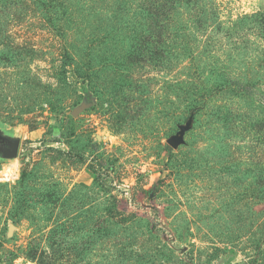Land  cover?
Returning a JSON list of instances; mask_svg holds the SVG:
<instances>
[{
	"label": "rangeland",
	"instance_id": "obj_1",
	"mask_svg": "<svg viewBox=\"0 0 264 264\" xmlns=\"http://www.w3.org/2000/svg\"><path fill=\"white\" fill-rule=\"evenodd\" d=\"M0 128V264H264V0H0Z\"/></svg>",
	"mask_w": 264,
	"mask_h": 264
},
{
	"label": "water",
	"instance_id": "obj_2",
	"mask_svg": "<svg viewBox=\"0 0 264 264\" xmlns=\"http://www.w3.org/2000/svg\"><path fill=\"white\" fill-rule=\"evenodd\" d=\"M171 146H175L177 140L168 141ZM20 144V137L11 134L0 128V158L14 159L17 157Z\"/></svg>",
	"mask_w": 264,
	"mask_h": 264
}]
</instances>
